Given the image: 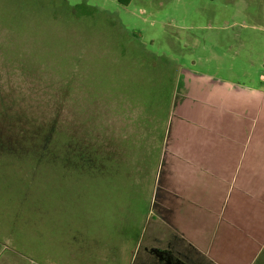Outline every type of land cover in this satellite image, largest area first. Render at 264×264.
<instances>
[{
  "label": "rangeland",
  "instance_id": "374dc122",
  "mask_svg": "<svg viewBox=\"0 0 264 264\" xmlns=\"http://www.w3.org/2000/svg\"><path fill=\"white\" fill-rule=\"evenodd\" d=\"M63 10L76 17H53ZM1 58L7 70L83 74L102 99L146 113L160 99L157 117L170 107V119L191 76L236 96L264 89V0H0ZM29 125L12 122L10 146L0 147V264H139L152 222L163 223L155 202L164 152L156 168L148 154L144 175H128L136 155L92 169L68 154L65 164L68 148L49 152ZM257 244L246 264H264V233Z\"/></svg>",
  "mask_w": 264,
  "mask_h": 264
},
{
  "label": "crops",
  "instance_id": "0c3cea01",
  "mask_svg": "<svg viewBox=\"0 0 264 264\" xmlns=\"http://www.w3.org/2000/svg\"><path fill=\"white\" fill-rule=\"evenodd\" d=\"M186 82L189 92L182 89L179 111L170 117V126L175 117L179 127L168 134L164 161V176H169L174 189L172 208L179 199L183 221L179 227L161 216L171 235H182L194 252L210 257L212 251L217 258L222 251L229 256L231 249L246 264L264 233V89L236 96L235 88L205 75L191 76ZM167 186L163 181L166 198ZM231 232L243 237L239 236L238 245ZM150 244L147 255L155 248ZM237 246H243L244 252ZM176 247V258L185 257ZM138 248L137 263L141 245ZM166 248L175 252L172 244Z\"/></svg>",
  "mask_w": 264,
  "mask_h": 264
},
{
  "label": "trees",
  "instance_id": "16d2710c",
  "mask_svg": "<svg viewBox=\"0 0 264 264\" xmlns=\"http://www.w3.org/2000/svg\"><path fill=\"white\" fill-rule=\"evenodd\" d=\"M70 13L76 17L74 10H63L58 15L54 12L53 17L67 21ZM3 61L1 58L0 62ZM83 77V74L75 71L58 77L37 69L7 70L0 64V99L3 107L0 114V133L3 136L0 147L3 143L10 146V139L6 138H11L12 122H18L21 125L29 123L33 130L43 132L45 145L48 148L52 145L51 149H47L49 152L55 153V147L59 150L67 147L64 158L60 156L65 164L68 154L75 155L82 165L92 169L102 167L105 160L127 162L131 160V155H136L137 163L135 168L129 167L128 175L133 170L144 175L148 154L155 158L156 168L159 155L164 152L158 174L157 190L160 194L165 172L166 125L170 107L162 119L157 117L162 103L160 99L149 108L151 113H146L148 109L144 104L136 110L135 105L126 99L112 103L102 99ZM162 105L164 109L165 105ZM178 108L177 104L174 112L179 111ZM163 121L160 128V122ZM16 130L13 133L18 136L29 133V130L22 128ZM130 147L133 151L129 150Z\"/></svg>",
  "mask_w": 264,
  "mask_h": 264
},
{
  "label": "flooded vegetation",
  "instance_id": "af4514ba",
  "mask_svg": "<svg viewBox=\"0 0 264 264\" xmlns=\"http://www.w3.org/2000/svg\"><path fill=\"white\" fill-rule=\"evenodd\" d=\"M178 120L174 123V119H172L169 134L172 135L174 131L179 127ZM163 181L168 184L167 189L169 192V197L166 198V194H164L163 190L159 194V198H157L155 205L156 210L160 213V215L167 217V219L170 221V223L181 226L182 224V211L179 206V199H177L176 208L173 207V203L170 200V196L173 194V185L170 182L169 176L167 177V174L163 177ZM163 189V188H162ZM165 203L168 204V207H165ZM175 209V211L173 210ZM153 223V227L151 229L150 235L147 236V246H141V261L142 264H243L239 262V258H242L243 256L236 257L231 254L230 249V255H221L220 257H214L212 255V251L210 252V257L205 255L202 252H194L191 249V246H189L190 242L184 239L182 235L177 234L178 236H173L170 233V228L167 226V224L163 223H157L156 220ZM158 224V226H157ZM159 228V231H156L155 227ZM153 242V244H150ZM150 245H154L155 248H152L153 252L152 255H147V249ZM168 244H172L175 247V252L169 251L166 247ZM180 247V250L182 254L184 253L185 257L176 258L175 255L177 252V247ZM149 254V253H148ZM238 261V262H237ZM236 262V263H235Z\"/></svg>",
  "mask_w": 264,
  "mask_h": 264
},
{
  "label": "built area",
  "instance_id": "2783aa9c",
  "mask_svg": "<svg viewBox=\"0 0 264 264\" xmlns=\"http://www.w3.org/2000/svg\"><path fill=\"white\" fill-rule=\"evenodd\" d=\"M264 78V77H263Z\"/></svg>",
  "mask_w": 264,
  "mask_h": 264
}]
</instances>
